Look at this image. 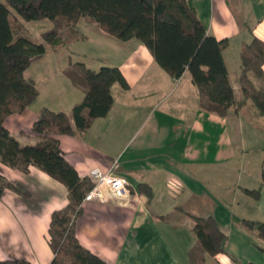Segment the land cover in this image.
Instances as JSON below:
<instances>
[{
    "label": "crops",
    "instance_id": "obj_1",
    "mask_svg": "<svg viewBox=\"0 0 264 264\" xmlns=\"http://www.w3.org/2000/svg\"><path fill=\"white\" fill-rule=\"evenodd\" d=\"M228 2L194 0L208 33L228 40L224 60L240 96L241 53L254 36L264 42V0ZM91 31L104 42L112 38L95 25ZM235 38L242 43L230 44ZM97 45L126 51L125 63L119 66L105 65L103 58L98 61L99 69L118 67L128 88L112 87V110L97 119L87 134L58 139L65 159L81 177L89 178L94 169L112 170L126 180L130 195L108 202L84 201L76 222L80 244L109 264H191L189 254L197 243L194 217L213 216L227 237V253H205L202 264H264V240L234 220L264 222V117L255 104L248 101L240 111L233 106L226 116L207 111L190 72L172 78L142 42ZM69 53V48L57 54L48 51L25 71L24 77L36 83L39 95L23 113L5 121V128L22 146L41 140L32 129L43 109L66 113L75 127L72 110L85 93L65 70L76 63L93 67L82 55L79 61L69 60ZM38 63L47 65L40 80L31 74ZM0 175L30 194L26 200L10 189L4 191L0 261L51 264L52 214L68 205V190L35 166L23 173L0 163ZM141 184L151 188L150 201Z\"/></svg>",
    "mask_w": 264,
    "mask_h": 264
},
{
    "label": "trees",
    "instance_id": "obj_2",
    "mask_svg": "<svg viewBox=\"0 0 264 264\" xmlns=\"http://www.w3.org/2000/svg\"><path fill=\"white\" fill-rule=\"evenodd\" d=\"M50 20L52 28L42 34L43 43L21 35L15 36L12 22ZM122 42L137 39L148 48L156 63L172 78L180 79L186 71L192 75L203 109L226 116L236 106L243 109L252 101L264 117V42L256 36L241 53L243 71L238 78L240 96L235 94L224 60L228 40H219L208 33L201 22L194 0H7L0 1V163L28 173L35 166L68 190V205L52 214L50 246L54 253L51 264H109L84 248L76 233V222L83 213L82 204L93 189V182L81 177L64 157L58 136L81 137L97 119L106 117L114 105L112 87L128 83L118 67H102L96 71L82 63L65 70L75 87L85 93L74 106L72 117L64 112L43 109L32 131L41 137L36 145L22 146L5 128L7 118L23 113L37 99L39 92L24 73L34 59L48 51L59 53L69 48L66 32L77 40L87 37L78 32L83 18ZM249 76L261 83L257 86ZM6 189L29 199V192L8 182L0 175V201ZM141 192L152 199V190L140 185ZM197 243L191 249V264H202L205 253L226 254L227 237L213 216L194 217ZM252 234L264 240V222L234 218ZM0 264H32L26 260L0 261Z\"/></svg>",
    "mask_w": 264,
    "mask_h": 264
},
{
    "label": "rangeland",
    "instance_id": "obj_3",
    "mask_svg": "<svg viewBox=\"0 0 264 264\" xmlns=\"http://www.w3.org/2000/svg\"><path fill=\"white\" fill-rule=\"evenodd\" d=\"M1 2L6 3L7 0H0ZM229 4L234 5L235 0H228ZM13 11V10H12ZM17 17L20 21L19 22H12V29L13 33L15 36L21 35L29 38L30 40L36 42V43H43L44 41L42 39V34L46 31H48L53 24L50 22H45V21H39V22H27L21 19L15 11H13V14L10 16V19H14V17ZM236 20L242 24V20L238 19L236 17ZM52 24V25H51ZM93 24L91 23L90 18H83L77 25V30L78 32H81L87 36L85 40H77L75 37H71L69 34L66 32H62V35L64 39H67L69 42V55L70 57H67L69 60L76 62L79 61L80 55L81 58H84V60L87 62V65L89 67H93L95 70H100V62L98 61L99 58H103L105 65H121L125 63V56H126V51L123 49H120L118 47H115L112 45L111 47H102L97 44H141V42L137 39L130 40L128 42H122L119 41L118 39L112 37L110 39H107L104 41L101 40V38L97 35V33L91 31V27ZM242 39L240 38H235L231 40L230 44H241ZM134 56L137 55V51H133ZM42 57V56H41ZM39 58V57H38ZM65 58V57H63ZM65 58V59H67ZM87 59V60H86ZM38 68L33 69L31 73L36 77V79H44L45 78V69L47 65L45 63H38L37 64ZM124 67V66H122ZM52 72L55 73V67L51 65Z\"/></svg>",
    "mask_w": 264,
    "mask_h": 264
},
{
    "label": "built area",
    "instance_id": "obj_4",
    "mask_svg": "<svg viewBox=\"0 0 264 264\" xmlns=\"http://www.w3.org/2000/svg\"><path fill=\"white\" fill-rule=\"evenodd\" d=\"M89 179L93 182L94 187L84 201L108 202L110 200H123L130 195L126 180L113 173L112 170L94 169L90 172Z\"/></svg>",
    "mask_w": 264,
    "mask_h": 264
}]
</instances>
